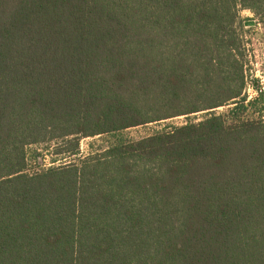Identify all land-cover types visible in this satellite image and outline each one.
<instances>
[{"label":"trees","instance_id":"1","mask_svg":"<svg viewBox=\"0 0 264 264\" xmlns=\"http://www.w3.org/2000/svg\"><path fill=\"white\" fill-rule=\"evenodd\" d=\"M245 11L264 23V0H0V264H264Z\"/></svg>","mask_w":264,"mask_h":264},{"label":"rangeland","instance_id":"2","mask_svg":"<svg viewBox=\"0 0 264 264\" xmlns=\"http://www.w3.org/2000/svg\"><path fill=\"white\" fill-rule=\"evenodd\" d=\"M243 20H252L256 22V26H246L244 32L245 42L248 49V61L250 73L253 77L258 79L261 82V85L264 87V23L257 26V20H255L254 15L251 12L245 11L241 14ZM248 22V21H247ZM254 28V30H252ZM248 95L250 99L255 97L254 91L250 88L248 90ZM221 109L220 111H223ZM203 114H198L192 116L193 119H201ZM184 122V118H178L173 121L167 122L172 124H180ZM167 123H162L160 125H153L146 128H137L130 130L128 132L129 136L135 139H139L146 134H149L153 129H156L160 126H163ZM92 143L100 144L99 139H86L82 142V153L87 155L90 152V145ZM51 162V156L47 159L46 163Z\"/></svg>","mask_w":264,"mask_h":264},{"label":"water","instance_id":"3","mask_svg":"<svg viewBox=\"0 0 264 264\" xmlns=\"http://www.w3.org/2000/svg\"><path fill=\"white\" fill-rule=\"evenodd\" d=\"M246 26H256V22L255 21H248L246 22Z\"/></svg>","mask_w":264,"mask_h":264}]
</instances>
